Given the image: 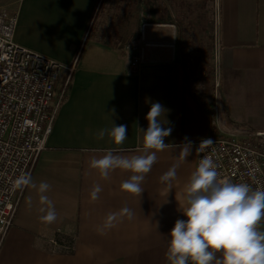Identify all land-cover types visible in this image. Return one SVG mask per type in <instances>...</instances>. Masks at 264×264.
<instances>
[{
	"label": "crops",
	"instance_id": "0c3cea01",
	"mask_svg": "<svg viewBox=\"0 0 264 264\" xmlns=\"http://www.w3.org/2000/svg\"><path fill=\"white\" fill-rule=\"evenodd\" d=\"M116 1L106 0L100 16L105 0H1L17 15L18 43L74 70L47 148L31 175L37 187H26L22 195L0 248V264H169L165 253L170 231L177 219H187L182 210L188 206L186 187L196 170L197 141L214 130H264V0H216L219 74L211 100L201 99L188 85L176 49L147 45V61L132 64L131 44L139 30L137 4L129 0L134 7L126 6L123 13L117 6L120 20L107 33L100 23L112 17ZM149 3L152 6L153 0ZM96 18L99 25L94 24ZM148 22L145 37L154 41L160 36L164 43L171 30ZM67 77L63 73L58 90ZM153 102L166 109L159 119L172 131L141 184L143 193L135 195L121 189L130 171L115 169L104 179L90 161L108 149L129 157L144 154L141 129L147 130ZM114 124L127 126L122 145L107 132L98 139L101 130L110 131ZM189 144L190 154L181 159ZM174 164L179 166L170 190L160 177ZM42 181L51 185L44 195L55 206L57 219L52 223L41 219L48 208L38 192ZM94 185L102 189L95 200ZM109 214H117L114 227L105 228ZM58 230L76 233L72 251L51 246L49 239ZM215 255L222 258V253Z\"/></svg>",
	"mask_w": 264,
	"mask_h": 264
},
{
	"label": "built area",
	"instance_id": "2783aa9c",
	"mask_svg": "<svg viewBox=\"0 0 264 264\" xmlns=\"http://www.w3.org/2000/svg\"><path fill=\"white\" fill-rule=\"evenodd\" d=\"M17 15L0 0V248L13 224L26 187L14 186L23 175H32L41 152L47 148L59 107L67 94L74 66L32 50L15 39ZM145 51H138L133 65L145 63ZM68 77L60 90L63 73ZM214 143L197 153L210 156L219 173L218 179L248 183L253 190H264V130L242 128L225 133L214 132L204 139ZM264 224V219L257 226ZM63 235L67 241L62 242ZM75 232L58 230L49 239L57 250L72 251Z\"/></svg>",
	"mask_w": 264,
	"mask_h": 264
},
{
	"label": "clouds",
	"instance_id": "9594fccd",
	"mask_svg": "<svg viewBox=\"0 0 264 264\" xmlns=\"http://www.w3.org/2000/svg\"><path fill=\"white\" fill-rule=\"evenodd\" d=\"M166 109L159 102H153L146 119L147 130H143L144 154L122 156L114 154V149H108L105 154L90 161V167L98 169L102 178L107 179L111 171L122 169L132 175L121 184V189L135 195H141L144 189L142 182L157 161L156 153L163 151L168 145L164 138L171 134V128H163L159 119ZM106 132L116 145H122L127 137L126 125H115L108 130H101L98 139H103ZM214 142L204 139L197 152L203 153L205 148ZM181 159L188 157L191 145H185ZM151 150V151H150ZM178 164H174L160 177L162 183L172 188L176 179ZM217 166L210 156H202L198 167L192 173L186 187L187 208L182 210L184 219H177L170 231V241L165 253L169 264H264V231H258L257 226L264 219V190H253L244 182L233 183L218 179ZM14 186L23 190L25 187L36 188L32 177L28 174L19 176ZM51 185L40 182L38 192L42 202L47 203L46 215L41 219L47 223L55 222L57 214L52 201L44 193ZM102 191L99 185H94L91 197L98 198ZM123 212L131 218L128 208ZM117 214H109L105 228L114 227L112 221ZM101 234L103 231L101 230ZM216 253H222L217 258Z\"/></svg>",
	"mask_w": 264,
	"mask_h": 264
},
{
	"label": "rangeland",
	"instance_id": "374dc122",
	"mask_svg": "<svg viewBox=\"0 0 264 264\" xmlns=\"http://www.w3.org/2000/svg\"><path fill=\"white\" fill-rule=\"evenodd\" d=\"M131 1L132 4H137L139 13L138 37L131 44L134 55L138 51H145L148 47L147 45L151 44H164L171 51L176 49L185 65L188 85L199 95H202V97H200L201 99L211 100L210 96L213 95L219 74L216 29V21L219 12L217 1L153 0L152 6L149 3L150 0ZM127 2L130 1L125 0L123 2V0H117L114 2L115 11L112 10L111 12L110 10L112 17H107L106 20L102 22L100 20L97 21L96 18L94 24L99 25L100 21L101 25L105 26L106 33L110 27L114 29V24L120 20L117 6H119L120 10L122 9L121 13L124 12L123 9L126 6H128L127 8L134 7ZM105 6L106 0L103 6H101V8L99 7L100 16L105 13ZM151 11L153 12V16L149 18L148 14H151ZM108 14L109 13H107V15ZM147 20H152L153 27L160 28L162 24H165L171 30V34L169 33L164 36V43L160 36L154 38V41L150 37H145ZM106 37L107 36L103 34V38L106 39ZM156 40H159V42Z\"/></svg>",
	"mask_w": 264,
	"mask_h": 264
},
{
	"label": "trees",
	"instance_id": "16d2710c",
	"mask_svg": "<svg viewBox=\"0 0 264 264\" xmlns=\"http://www.w3.org/2000/svg\"><path fill=\"white\" fill-rule=\"evenodd\" d=\"M60 240L62 241V240H63V238H60Z\"/></svg>",
	"mask_w": 264,
	"mask_h": 264
}]
</instances>
